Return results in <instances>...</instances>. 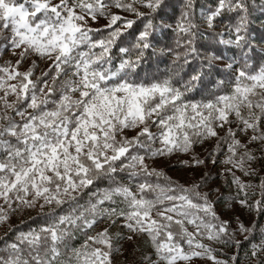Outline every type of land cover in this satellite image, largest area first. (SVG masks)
I'll return each mask as SVG.
<instances>
[{
	"label": "snow or ice",
	"instance_id": "snow-or-ice-1",
	"mask_svg": "<svg viewBox=\"0 0 264 264\" xmlns=\"http://www.w3.org/2000/svg\"><path fill=\"white\" fill-rule=\"evenodd\" d=\"M180 3L169 24L166 0H0V53L9 54L0 57V264H242L245 242L248 264H264V226L256 243L255 221L216 211L222 202L264 214V166H255L264 161V64L253 63L264 42L250 31L254 0ZM169 31L175 47L159 54L171 58L170 72L141 79L156 34ZM214 74L215 90L191 98ZM181 153L189 158L176 160L180 168L224 165L217 176L228 195L208 186L210 172L185 184L153 166ZM25 210L41 223L11 225ZM137 240L146 247L130 260ZM122 241L133 244L128 255ZM212 244L234 251L221 259Z\"/></svg>",
	"mask_w": 264,
	"mask_h": 264
},
{
	"label": "trees",
	"instance_id": "trees-1",
	"mask_svg": "<svg viewBox=\"0 0 264 264\" xmlns=\"http://www.w3.org/2000/svg\"><path fill=\"white\" fill-rule=\"evenodd\" d=\"M210 3H211V0H198V4L199 5L209 6ZM261 3H264V0H254V7H255L256 10L253 11V13H252V20H251V24H250L251 35L253 37L254 44H256L257 46L261 42H264V15L261 14V10H260V4ZM166 5H167V7H164L162 9L160 15L164 17L166 23L174 24L175 19L180 14V8H181L180 0H166ZM157 23H159V21H157ZM98 26L99 25L93 26V27H98ZM139 27H141V25H139V24L134 25V29H138ZM175 41H176V35L173 32H171V31L166 32L164 34H161L159 32L156 34L155 44H156V52H157V54L156 55L148 54L146 56L145 61L142 63V65H141V67L139 69V75H140L141 79H144V78H147V79L163 78L166 74H168L170 72V70H171V58L167 57V56L160 55L159 54V50L162 49V48H165V46L175 47ZM201 43L204 44V45H207V44L214 43V41H211L208 37H205L204 40ZM179 50L182 51V49H179ZM257 53L258 54L254 58L253 63L257 64V65L264 64V57L259 55V47H257ZM225 54L228 55L230 53H225ZM3 55H4V53H0V57H2ZM195 66H196V62L194 61L193 64L191 66H189L186 69V71L183 73L184 79H187L188 75L192 72V69ZM37 74H39V73H37ZM219 78H221L220 74H214L212 76L206 77L205 80H204V83L202 85H198L197 89L194 92L189 94L190 97L194 98L196 100H199L202 97L207 96L210 91H214L215 90L214 87H213V81H215V80H217ZM258 162L260 163V161H258ZM258 162H256V163H258ZM157 168L163 169V171L166 172L168 176L172 177L173 179L179 180V179H177L176 177H174L173 175H171L168 172V167H157ZM205 172H206V170L203 172V174ZM213 179H214V175L211 174V180L209 181V183ZM195 180H198V179H195ZM179 181L181 183L188 184L187 182H184V181H181V180H179ZM98 186L101 187V188L106 187L107 186V182L106 181H100ZM207 187L208 186H205V188L203 190L206 191ZM86 198L87 197H85V199ZM45 211H48V209H45ZM216 211H217V207H216ZM217 213H218V211H217ZM253 215H254L253 221L256 222L257 231L253 234L251 239H252L253 242H258L259 239H260V233H259V228L261 227L260 223L264 222V214H259L258 215L257 213L253 212ZM21 221H24V223L22 224ZM253 221L251 222V224L249 226L252 225ZM39 223H41V220L37 216V210H36L33 214H31V215H29V216H27V217L15 222L12 225L14 227L18 226L19 228H23L24 230H27V228L29 226L35 227ZM6 231L7 230H5L4 232L0 233V237H4V233ZM237 238H238V236H237ZM6 239L10 240L11 239V235L6 237ZM239 239L243 240V236H240ZM83 240H84V237L82 235L79 236L74 241V245H76V246L80 245ZM247 248H248V243L245 242V244L243 246V250H236V251L241 255L244 250H247ZM230 249L232 250V252L234 251V249H232V248H230ZM216 252H219L222 255H224L223 251L217 250Z\"/></svg>",
	"mask_w": 264,
	"mask_h": 264
},
{
	"label": "rangeland",
	"instance_id": "rangeland-1",
	"mask_svg": "<svg viewBox=\"0 0 264 264\" xmlns=\"http://www.w3.org/2000/svg\"><path fill=\"white\" fill-rule=\"evenodd\" d=\"M106 23L105 20H101L100 24ZM93 26H97L98 24H92ZM3 59H8L9 58V54L4 53V55L2 56ZM25 67H27V65H25ZM46 67L45 64H41V68ZM23 70V69H21ZM134 133H129V135H132ZM206 147H211V145H206ZM255 150V149H253ZM196 152L200 153L201 156H203V150L199 147L196 148ZM189 156L186 154H178V155H174L170 158H164V159H160L156 162L155 167H168V172L173 175L174 177H176L177 179L190 183L195 179H199V177L203 174V172L206 170L208 172H210L211 174L214 175V179L209 183L208 186L213 187L214 189L216 187H220V185L224 184V177L223 176H217V172L221 171L225 166L224 165H216V166H212L209 164V167L206 169L203 166L199 167V168H192V169H184V168H180L176 165V160L177 159H188ZM222 159V157H221ZM255 166L259 169L260 167L264 166V161H260V163H256ZM237 175H240V173H237ZM228 188L225 187H220V192L228 195ZM213 200H215V195H213L211 197ZM217 207V211L218 213L221 215V217L223 219H230L233 216H240V219L244 222V224L247 226H249L251 224V222L254 219V215L253 212L249 213L247 210L241 209L238 206L234 209V210H229L227 208L224 207V204L221 203H217L216 204ZM36 210H25L23 212L17 213L15 215H13L11 217L10 223L11 225L14 224L15 222L33 214ZM261 226H264V222L260 223ZM235 226V225H233ZM5 230H7V226H0V233L4 232ZM99 230V229H97ZM119 229H113V231H118ZM191 230V229H190ZM240 238V235H238V239ZM204 243H210L207 240L203 241ZM259 242V241H258ZM256 242V243H258ZM83 243V241H82ZM123 244L124 249H126L127 251L125 252V255H128V253H131L133 250V244L131 242L128 241H122L121 242ZM78 246V245H77ZM135 247H136V253L135 256H129V259H135L138 258L140 255V250L141 249H145V245L143 244V242L141 240H137L135 242ZM212 247H214L215 249L219 250V251H223L222 255L219 252H216V255L218 256V258L221 259H226L228 256H230L233 252L230 248H221L220 245L217 244H212ZM147 251H151V249H146ZM241 256V261L242 264H248L247 259L243 256V253L240 255ZM117 260H123V257H117ZM192 264H211V261H208L207 259H199L197 258L196 260H194L192 262Z\"/></svg>",
	"mask_w": 264,
	"mask_h": 264
}]
</instances>
